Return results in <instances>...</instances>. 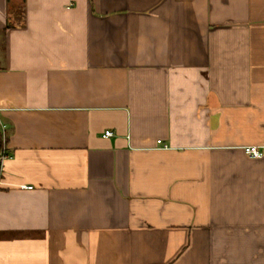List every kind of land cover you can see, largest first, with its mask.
<instances>
[{
	"label": "crops",
	"instance_id": "obj_1",
	"mask_svg": "<svg viewBox=\"0 0 264 264\" xmlns=\"http://www.w3.org/2000/svg\"><path fill=\"white\" fill-rule=\"evenodd\" d=\"M0 121V264H264V0H0Z\"/></svg>",
	"mask_w": 264,
	"mask_h": 264
},
{
	"label": "built area",
	"instance_id": "obj_2",
	"mask_svg": "<svg viewBox=\"0 0 264 264\" xmlns=\"http://www.w3.org/2000/svg\"><path fill=\"white\" fill-rule=\"evenodd\" d=\"M110 135H112V132L110 130L104 131V136L107 137ZM0 138L2 141V150L0 153V164H1L4 159L9 157V153H8L7 146H6V140H7L6 127H5L4 123H2V121H0ZM157 142L159 143L160 139H158ZM243 150L248 156L253 157V158H258V157H261L262 155H264V152H262V150L259 149L257 146H251V145L244 146ZM23 187L31 188L30 185L29 186H23Z\"/></svg>",
	"mask_w": 264,
	"mask_h": 264
},
{
	"label": "trees",
	"instance_id": "obj_3",
	"mask_svg": "<svg viewBox=\"0 0 264 264\" xmlns=\"http://www.w3.org/2000/svg\"><path fill=\"white\" fill-rule=\"evenodd\" d=\"M1 150H2V141H1V138H0V153H1Z\"/></svg>",
	"mask_w": 264,
	"mask_h": 264
}]
</instances>
